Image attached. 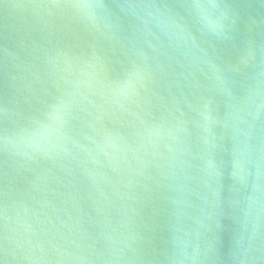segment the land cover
Listing matches in <instances>:
<instances>
[{"label": "water", "instance_id": "95a60500", "mask_svg": "<svg viewBox=\"0 0 264 264\" xmlns=\"http://www.w3.org/2000/svg\"><path fill=\"white\" fill-rule=\"evenodd\" d=\"M176 2L0 0V264H264V0Z\"/></svg>", "mask_w": 264, "mask_h": 264}, {"label": "snow or ice", "instance_id": "6c2138e0", "mask_svg": "<svg viewBox=\"0 0 264 264\" xmlns=\"http://www.w3.org/2000/svg\"><path fill=\"white\" fill-rule=\"evenodd\" d=\"M73 7L89 9V8H104L106 5L103 0H71ZM229 5L223 4L221 0H177L174 4H165L164 7H174L183 9L189 15H195L202 19L206 29L214 34H220V26L216 20L211 19L205 14L206 9H219L228 7ZM135 75L134 73H130ZM127 83V81H126Z\"/></svg>", "mask_w": 264, "mask_h": 264}]
</instances>
